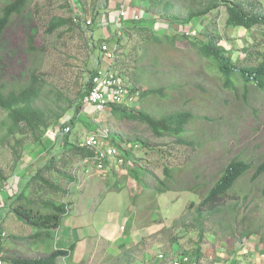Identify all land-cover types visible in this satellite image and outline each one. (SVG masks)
Wrapping results in <instances>:
<instances>
[{
  "label": "rangeland",
  "instance_id": "374dc122",
  "mask_svg": "<svg viewBox=\"0 0 264 264\" xmlns=\"http://www.w3.org/2000/svg\"><path fill=\"white\" fill-rule=\"evenodd\" d=\"M10 1L0 0V13ZM254 1L260 4L259 9L264 13V0ZM101 2L32 0L21 15L13 16L0 37L1 80L10 88L20 87L36 68L44 80L40 106L46 110H59V106L68 107L73 102L75 105L92 71L96 70L99 62L105 64L99 48L101 42H106L118 49L117 58L111 63L120 72L127 71L125 77L128 82L141 90L148 87L162 88L165 93L174 91L178 96L138 103V110L156 115L161 108L177 110L186 107L197 115L216 118L208 122V131L200 135L201 140L211 144L210 151L202 155L198 165L204 174L206 169L212 175V172L237 156L247 158L256 165L263 162L264 90L251 87L245 99L243 87L247 86L243 82V87H238L239 92L236 93L233 89L223 88L220 81H210V73L191 71L194 68L192 64H196L197 54L193 42L197 39L183 36L180 32L193 28L189 26L194 24L199 29L198 40L205 41L214 34L238 58L243 56L245 47L263 41L261 32L264 26L252 32L243 28H227V12L223 6L189 24L178 25L180 23L175 20L187 17L192 0H164L158 5H153L158 0H109L107 9L100 7ZM122 4L130 14L133 8L140 10L138 16L141 20L131 25L134 27H128L124 23L131 20L122 19L120 33L115 20ZM169 4L172 5L167 8ZM95 6H99L100 14L94 25L92 9ZM80 10L83 12L82 18L76 16ZM57 17H72L74 23L84 29L79 26L69 29L70 25H66L48 32L50 22ZM82 20H91L92 25L84 27ZM141 26L159 31L158 37L165 40L164 44L148 42L146 36L150 33ZM31 33L34 34L33 45L36 46L34 52L28 46V35ZM164 33L174 36L170 38ZM108 38L110 40L106 41ZM170 45L184 52L189 51L190 62L185 61L187 59L176 48L171 51L173 48L169 49ZM219 116L227 118L228 125L222 124ZM6 120L7 113L0 108V167L8 176L7 181H0V204L18 192L25 176L33 173L39 163L50 157L52 151H60L64 135L61 125L64 123L72 127L69 137L71 142L79 143L95 132L105 144L110 145L112 139L123 153L131 154L126 156V163L130 165L125 163L121 170H116L113 165L115 157L107 159L106 166H113L108 175L96 168L99 161L95 156L88 158L87 162L80 156L71 157L65 170L76 180L61 178L57 174L53 176L69 189L65 201L70 203L71 209L69 214L62 217L53 237L30 239L33 228L14 214L4 219L0 213V234L6 233L2 238L0 235V255L36 257L40 254L38 251L47 253L52 249L68 248L75 243L76 248L71 255L60 257L58 264H154L160 253L171 258L184 252L193 253L197 249L200 229L191 222L197 216L196 207L203 197L190 189H184L195 181L193 173L189 172L182 178L179 186L184 188L155 194L152 198L149 196L156 185L154 178H163L164 164L182 165L186 161L185 156L196 149L175 147L173 140L165 141L168 144L164 147V139L155 136L141 122L120 119L110 110L100 112L90 105L83 107L79 113L73 107L66 111L59 124L48 131L43 143L36 145L35 150L15 166L13 144L21 135L6 137ZM114 135L122 137L123 142L113 139ZM211 136L214 137L213 141H210ZM135 138L147 139L152 147H140L133 153L129 150L130 144L125 145V141ZM253 173H249L238 182L235 189L232 187L230 190L234 194L236 191L251 192L253 202L241 198L239 214L249 213V209L258 205L257 211L252 210L253 227L262 230L243 239L238 232L235 238L229 239L222 225L214 224L216 216L210 217L211 220L203 225L201 254L204 263L213 264L221 256L227 260L238 256L264 264V174L258 181L252 182L249 177ZM211 178L209 176L208 180ZM192 201L195 206L191 209L189 205ZM235 201V197L229 200L231 204ZM4 220L5 223L2 222ZM38 241L43 242L42 249L38 248ZM4 264L11 263L5 261Z\"/></svg>",
  "mask_w": 264,
  "mask_h": 264
},
{
  "label": "trees",
  "instance_id": "16d2710c",
  "mask_svg": "<svg viewBox=\"0 0 264 264\" xmlns=\"http://www.w3.org/2000/svg\"><path fill=\"white\" fill-rule=\"evenodd\" d=\"M31 1L32 0H12L2 8L0 13V37L10 24L13 16L21 15ZM160 1L164 0H158V2L153 5L160 4ZM254 2V0H192L191 4L188 6L187 17L183 20H175V22L180 23L178 25L185 23L189 24L193 22V20L196 21L198 18L205 17L223 6L227 12L225 20L227 28H243L252 32L255 31L257 27L264 26V13L259 9L260 4ZM108 4L109 0H102L100 7L103 6L107 9L109 7ZM171 5L172 4L167 5V8H170ZM82 7L86 13L84 4ZM98 8L99 6H95L94 10L92 9L94 25L97 24V18L100 14ZM76 16L82 18L83 12L80 10L76 13ZM66 25H70L69 29H71V26H79L81 28L80 24L74 23L72 17L70 19L57 17L50 22L47 31L52 32L54 29ZM91 25L92 23L89 24V26ZM128 27L134 26L128 25ZM141 27L145 32L150 33L146 36L148 42L164 44L165 40H161V38L158 37L159 31L155 32L146 26ZM197 30L199 31L198 28ZM180 33L191 39H197L196 42H193L197 54L196 64H192L194 68L191 69V71L197 70L200 73H210V81H220L223 88L227 90L233 89L236 93L239 92L238 87H243L242 84L244 83L247 86L245 88L243 87L245 99L251 87L264 90V31L261 32L263 41L253 44L250 47H245L243 49V56L238 58H235L233 52L221 43V38L216 37L214 34L209 36L205 41H202L200 39L198 40V33L193 35L188 33L186 29L184 32ZM164 35L170 38L174 36H170V34L167 33ZM33 39L34 34L31 33L28 35L29 49L34 52L36 51V46L33 45ZM109 40L108 38L106 41ZM166 42H168V40ZM174 48H176L175 45L169 46L171 51H175ZM177 50L183 58L187 59L185 61L190 62L188 58L190 54L189 51L184 52L183 50ZM94 72L95 70L92 71V74ZM126 72L127 71L123 72V74H126ZM43 81L44 80L40 77L36 68L30 72L28 81L17 88L8 87L7 83L0 78V108L7 113V120L4 122V126L6 127L5 136L16 137L17 135H21V138L17 139L13 144L15 166L20 160L24 159L27 154L34 151L36 145L43 143L48 131L51 127H55L59 124L66 111L73 107L75 111L79 113L83 109V98L91 85L89 80L85 90L80 92V99L75 105L73 102L68 107L59 106V110L55 108L46 110L39 105L44 89ZM133 85L135 90L139 92L138 105L144 102H150L154 98L167 100L171 97L178 98L174 91H171V94H169L165 93L162 88L154 87L141 90L135 84ZM199 101L201 100L199 99ZM138 105L128 106L126 103H111L108 109L111 114L116 115L117 118L132 119L141 122V124L145 125L146 129L151 130L155 136L164 139V147L168 144L165 141L173 140L175 147L187 146L196 149L193 153L185 156L186 161L182 163V165H169L165 163L163 178H154L156 185L152 188L150 191L151 194L149 195L150 198H152L155 194H162L178 188L182 189L184 187L182 186L181 188L179 186L182 182V178L188 175L189 172L193 173L195 181L191 186L185 187L184 189H190V191L192 190L196 192V194L199 193L203 198L196 207L197 216L194 217V220L191 222L192 225H196V227L200 229V239L197 249L189 254L196 259L203 258L201 254V243L203 241L204 232L203 225L210 221V217L213 216H216L214 224H221L226 237L229 239L235 238L239 234L238 232H240V237L243 239L261 231L262 228L254 229L252 219V210L256 209L257 211L258 205L256 208L249 209V213L239 214L240 201H247V199H250V201L253 202L254 196L250 191L243 193L236 191L234 194L230 189L232 187L235 189L238 182L252 171H254V173L249 177V181H258L264 174V160L262 163L256 165L247 158L237 156L231 159L225 166L212 172V175H209L205 169L204 172L207 174L206 175L198 165L200 164L202 155L210 151L211 144L206 140H201L200 135L208 131L206 128L208 122H212L216 118L197 115L193 110L187 109L186 107L177 110L168 109L167 107L164 109L161 108L155 115L153 112H147L143 109L138 110ZM218 119L222 124L228 125L227 118L219 116ZM202 120H204V122H202ZM66 126L69 125L65 123L61 125L62 128ZM71 128L70 126V129ZM199 128H204V130ZM69 137L70 131L62 136V149L60 148V151H52L50 157L44 162L39 163L33 173L25 176L18 192L9 196L0 204V213L4 219L14 214L19 220L26 222L33 228V233L29 236L30 239L39 240L41 238H52L53 232L59 227L62 217L71 212L70 203L65 201V198L69 195V189L62 186L53 176L57 174L61 176V178L75 181L76 177L68 174L65 170L71 157L80 156L82 159H86L92 157L96 153L95 148L83 146L81 144L83 140L79 143L71 142ZM211 137L212 139H210V141H213L214 137ZM112 138L123 142L120 136L114 135ZM110 144L118 148V158L122 157L124 159L121 163L115 161L113 164L115 165L114 167H117V164H119V166L115 168L116 170H121L126 163V156L129 157L131 154L129 150L135 153L140 147L149 146L145 138L128 139L125 141V145L130 144L129 150H127L129 153L127 154L126 152H122V148L116 145L114 140L111 139ZM149 147L151 148L152 146ZM126 164L127 166L130 165L128 163ZM111 168L106 172V175L111 172ZM207 176H211L212 178L208 180ZM7 179L8 176L5 174L3 168L0 167V181L5 182ZM262 194L264 195V188ZM135 197L137 198V195ZM232 197L237 199L234 204L229 202ZM194 206L195 202L192 201L189 208L192 209ZM5 221L6 220L2 222L5 223ZM240 229L241 231H239ZM0 235L2 238L6 233L4 232ZM262 237H264V233ZM75 248L76 244L72 243L68 248H57L45 255L36 257L17 254L0 255V260L3 261V264L5 261L11 264H58V259L60 257L70 256ZM230 261L232 263H237L239 258L238 256H233ZM245 261L250 264H258L253 261Z\"/></svg>",
  "mask_w": 264,
  "mask_h": 264
},
{
  "label": "built area",
  "instance_id": "2783aa9c",
  "mask_svg": "<svg viewBox=\"0 0 264 264\" xmlns=\"http://www.w3.org/2000/svg\"><path fill=\"white\" fill-rule=\"evenodd\" d=\"M125 15V12H121ZM77 20V17L75 18ZM85 25L91 23V20L83 21ZM195 33V31H193ZM103 59L107 61L106 65L99 62L95 72L90 76V87L88 92L83 98V104L85 106L93 105L96 111L106 112L108 111L111 103H126L128 106H135L139 103V92L135 90L134 85L128 82L126 74L120 72L117 68L113 67L112 63L116 58V51L110 47L107 43H104L100 47ZM70 126L63 128V133L68 132ZM83 146H89L95 148V156L98 159L96 168L106 175V172L110 169L106 166L105 161L112 157H115V161L119 163L123 162V158H118V148L113 145H107L101 141V137L97 133L89 134L83 139ZM88 161V158L85 159ZM0 264L3 261L0 260ZM154 264H203L200 261L194 262L190 255L182 253L176 257L169 258L164 253L158 254L157 262ZM215 264H250L249 262L239 258L237 263L229 261H220Z\"/></svg>",
  "mask_w": 264,
  "mask_h": 264
},
{
  "label": "clouds",
  "instance_id": "9594fccd",
  "mask_svg": "<svg viewBox=\"0 0 264 264\" xmlns=\"http://www.w3.org/2000/svg\"><path fill=\"white\" fill-rule=\"evenodd\" d=\"M122 11H124L125 12V15H122L121 14V12ZM138 12H140V10H138L137 8H133V10H132V14H130L128 11H126L125 10V6H124V4H122L121 5V8H120V11H119V14L117 15V19L115 20V23H116V25H117V28H118V31L121 33V29L123 28V26H122V24H121V20L122 19H124L125 21L126 20H133V21H136V22H139V20H141L140 18V16H138L139 14H138ZM123 20V21H124ZM83 21L85 22V20H82V23H83ZM133 21H126V23H124L126 26H128V25H133V23H135V22H133ZM91 23H92V21H91ZM90 23V24H91ZM123 24V25H124ZM89 25V24H88ZM88 25H85L84 27H88ZM189 27H193V28H191V29H189V30H187V28H186V30H187V32L188 33H190V34H193V35H196L197 34V28L195 27V25L194 24H192V26H189ZM193 31H195V33L193 32ZM187 33V34H188ZM165 34V33H164ZM104 43H106V42H104ZM104 43H102L101 45H103ZM108 44V43H107ZM109 45V44H108ZM110 46V45H109ZM101 47V46H100ZM111 47V46H110ZM100 49V48H99ZM115 49V51H116V58H117V48H114ZM100 54H101V56H102V53H101V51H100ZM102 58H103V56H102ZM116 58H115V60H116ZM114 60V61H115ZM106 63H107V61H105V65H106ZM99 65V64H98ZM112 65H113V63H112ZM98 67V66H97ZM113 67H115V68H117V66H113ZM121 72H124V71H121ZM89 80H90V78H89ZM84 107H85V105H84ZM63 129V128H62ZM70 131V130H69ZM68 131V132H69ZM65 133H67V132H65ZM65 133H63V134H65ZM93 157V156H92ZM90 158V157H89ZM118 166H119V164H117ZM117 166V167H118ZM117 167H115V168H117ZM185 254H188V255H190L189 253H186V252H184ZM165 254V253H164ZM182 254V253H181ZM180 255V254H179ZM167 256V255H166ZM178 256V255H177ZM176 257V256H175ZM190 257L193 259V261L194 262H198V261H200L201 263H203V264H206V263H204V259L203 258H201V259H196L194 256H192V255H190ZM220 261H229V260H227V259H225V258H223L222 256L220 257V259L219 260H217V261H215L213 264H215V263H217V262H220ZM210 264V263H209Z\"/></svg>",
  "mask_w": 264,
  "mask_h": 264
},
{
  "label": "crops",
  "instance_id": "0c3cea01",
  "mask_svg": "<svg viewBox=\"0 0 264 264\" xmlns=\"http://www.w3.org/2000/svg\"><path fill=\"white\" fill-rule=\"evenodd\" d=\"M38 243H39V241H38ZM41 245H43V242H40V243H39V246H38L39 249H42ZM54 250H55V249H54ZM52 251H53V249H52ZM38 252L40 253L39 255H45V254L50 253L51 251H48L47 253H44L43 251H38Z\"/></svg>",
  "mask_w": 264,
  "mask_h": 264
}]
</instances>
